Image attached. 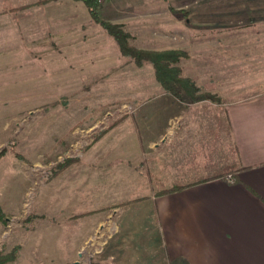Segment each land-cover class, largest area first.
I'll return each mask as SVG.
<instances>
[{
  "label": "rangeland",
  "instance_id": "374dc122",
  "mask_svg": "<svg viewBox=\"0 0 264 264\" xmlns=\"http://www.w3.org/2000/svg\"><path fill=\"white\" fill-rule=\"evenodd\" d=\"M6 2L0 19L13 18V3ZM192 5L214 7L213 15L195 10L199 41L223 37L206 30L212 19L214 29L232 20L230 26L250 27L240 36L246 43L264 42V0H166L167 9L182 10L187 19ZM229 6L241 10L228 13ZM44 18L37 42L30 41L28 12L20 32L10 23L0 43V263L144 264L151 243L143 234L140 92L157 93L153 67L120 58L113 45L100 54L86 50L82 60L96 64L79 66L82 52L63 50L46 34ZM128 29V43L147 50L141 28ZM13 32L21 35V50L14 49ZM107 34L87 36V45L107 43ZM191 38L184 25L182 45ZM185 52L189 57L178 63L184 76ZM251 79L225 88L227 99L256 93Z\"/></svg>",
  "mask_w": 264,
  "mask_h": 264
},
{
  "label": "crops",
  "instance_id": "0c3cea01",
  "mask_svg": "<svg viewBox=\"0 0 264 264\" xmlns=\"http://www.w3.org/2000/svg\"><path fill=\"white\" fill-rule=\"evenodd\" d=\"M6 1L0 0V9ZM9 2L13 18L0 19V43L5 42L4 30L19 31L21 15L29 12L31 43L37 42L36 28L45 16L47 35L63 50L82 52L79 66L96 64L82 60L86 50L100 54L112 45L119 50L109 34L106 44L91 40L92 46L87 45V36L105 30L82 1ZM197 9L207 15L214 12L213 5H192L187 19L182 10L167 9L166 0H108L99 11L102 20L127 33L129 26L141 28L150 45L144 49L157 45L163 51L188 50L190 70L185 77L222 99L178 100L163 91L155 75L157 93L150 96L146 88L140 92L141 194L143 218L148 220L143 234L148 232L151 243L149 257L142 259L144 264H264V42L246 43L240 36L250 27L230 26L232 20L226 28L214 29L212 19L206 20V30L223 37L201 42L198 27L192 30L191 24L195 19L193 24L199 25ZM183 24L193 31L188 46L182 45ZM14 34V49L21 50V35ZM251 75L250 82L260 89L227 99L224 89Z\"/></svg>",
  "mask_w": 264,
  "mask_h": 264
},
{
  "label": "trees",
  "instance_id": "16d2710c",
  "mask_svg": "<svg viewBox=\"0 0 264 264\" xmlns=\"http://www.w3.org/2000/svg\"><path fill=\"white\" fill-rule=\"evenodd\" d=\"M78 1L86 5L93 21L114 38L123 57L129 58L137 67L145 64L152 65L156 80L165 93L178 100H183L184 96L188 97L193 103L206 100L222 103L219 96L203 92L192 79L183 75L178 63L189 57L187 52L180 50L149 51L131 46L128 43L130 35L124 32L120 25H114L101 19L99 16L100 0Z\"/></svg>",
  "mask_w": 264,
  "mask_h": 264
},
{
  "label": "built area",
  "instance_id": "2783aa9c",
  "mask_svg": "<svg viewBox=\"0 0 264 264\" xmlns=\"http://www.w3.org/2000/svg\"><path fill=\"white\" fill-rule=\"evenodd\" d=\"M105 1H107V0H100V2H105Z\"/></svg>",
  "mask_w": 264,
  "mask_h": 264
},
{
  "label": "water",
  "instance_id": "95a60500",
  "mask_svg": "<svg viewBox=\"0 0 264 264\" xmlns=\"http://www.w3.org/2000/svg\"><path fill=\"white\" fill-rule=\"evenodd\" d=\"M77 264V263H76Z\"/></svg>",
  "mask_w": 264,
  "mask_h": 264
}]
</instances>
